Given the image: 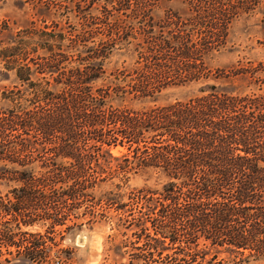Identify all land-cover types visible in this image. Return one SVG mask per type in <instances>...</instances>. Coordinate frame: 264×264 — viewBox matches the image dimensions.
<instances>
[{
    "label": "trees",
    "instance_id": "1",
    "mask_svg": "<svg viewBox=\"0 0 264 264\" xmlns=\"http://www.w3.org/2000/svg\"><path fill=\"white\" fill-rule=\"evenodd\" d=\"M34 1L41 17L55 13L62 7L60 3L75 6V0ZM98 1L84 0L88 8L84 17L88 18L85 31L76 35L42 17L41 24L31 20L0 39V68L16 80L0 96L4 104L0 105V174H13L16 177L7 179L19 182L0 196V213L9 216L2 223L0 243L16 247L15 255L31 262L50 260L38 239L20 250L12 227L22 222L24 226L41 223L51 229L69 228L67 223H75L80 214L76 210L81 207L80 215H94L90 207L101 199L96 200L90 191L107 176L118 177L115 188L119 190L128 186L131 176L142 174L154 176L158 187L151 190L156 195L154 208L143 212L140 206L138 210L139 234L146 238L144 246L152 250L149 259L161 264L232 262L217 257L222 250L242 255L238 262L244 264H249L251 257L263 262L264 93L220 90L216 83L207 82L209 77L225 78L220 70L204 75L196 66H183L184 71L193 70L170 83L201 81L198 95L139 110L114 105L107 97L122 96L125 89L97 83L105 76L106 59L117 49V41L132 43L126 37L134 39L135 29L129 26V31L121 32L114 24L107 32H99L97 26L102 21L90 17V8ZM130 1L114 0L116 9L133 11ZM106 6L101 13L108 11ZM135 7L138 15L150 18L143 0ZM76 9L83 13L79 5ZM218 11L211 17L217 23L211 21L210 28L221 27L224 38L238 12L232 7ZM197 17L204 24L201 14L185 22ZM167 18L173 24L172 18ZM0 25L2 34L8 24ZM219 36L217 30H210L206 39L219 41ZM191 37L182 36L189 42L177 50L183 58L193 57L191 48L197 50ZM206 39L199 43L205 45V54L218 51L224 42L210 46ZM161 42L166 46L154 49L147 42L145 48L165 55L169 43L157 41ZM136 45L128 52L136 53ZM253 70L263 72L264 62ZM113 77L119 80L120 73ZM165 78L169 77L143 76L133 85V97L154 98L165 87L158 86ZM117 145L126 146L127 151L113 155L111 148ZM139 194L140 202L148 199L142 190ZM124 196L125 192L109 190L104 200L123 207ZM12 222L15 225L10 227ZM212 249L215 253L208 258ZM164 250L174 251L163 254ZM177 251L184 254L182 258L173 255Z\"/></svg>",
    "mask_w": 264,
    "mask_h": 264
},
{
    "label": "rangeland",
    "instance_id": "2",
    "mask_svg": "<svg viewBox=\"0 0 264 264\" xmlns=\"http://www.w3.org/2000/svg\"><path fill=\"white\" fill-rule=\"evenodd\" d=\"M107 1L108 3L106 0H99L96 2L97 4L94 3V7L90 8V17L94 15L97 22L102 21L97 26L100 28L99 32H107L114 27V24L117 28L122 29L121 32L129 31V26L135 29H132L134 39L126 37V40L132 43L127 44V42H122L120 39L117 41V49L106 59L105 76L103 80L97 83L98 85L104 83L105 86L120 85L125 89V92L121 94L122 96L111 95L107 97L114 105H124L139 110L176 101H185L198 95L201 81L185 84L170 83L178 75H184L193 70L184 71L183 66H196L201 69L199 73L204 75L215 74L220 70L223 73L220 72V74L225 75V78L214 80L209 77L207 79L208 83H216L217 89L235 93L250 91L264 93V71L254 72L253 70L254 67L264 62V0H143L149 9V19L147 16L144 17L135 12V5L142 0L130 1L133 11L131 9L119 11L116 9L118 6L114 0ZM36 2L34 0H0V24H3V22L8 24L7 30L0 34V39L17 27L29 25L31 20L41 24L42 17L47 18V22L54 20L66 31L71 33L75 31L72 33L75 35L85 31L84 26L88 17L86 15L85 18L84 14L88 12V8L84 0H75V6L71 3H60L62 7H59L55 13H43L42 17L37 16ZM106 4V10L113 14L111 17L108 13L105 14L108 11L104 14L101 13ZM78 5L83 13L76 11ZM95 7L98 9L96 10ZM231 7L235 8L238 13L231 21L226 36L222 38L221 27L218 26V29L210 28L211 21L217 23L216 18L211 19V17L217 16L215 13L219 12L218 10L225 9L227 11ZM199 14H201V17L205 16L204 24L200 23L198 17L191 22H185L188 18ZM167 17L172 18L173 24H170L171 22L168 21ZM210 30L214 33L217 30V33L220 34L219 41H216L215 38L213 40L206 39ZM189 34H191L193 42L197 43V50L187 47L191 48L192 53L196 55L192 54V58H183L179 53L180 51L177 50L183 49L184 44L189 43H186L182 38V36H188ZM172 36L176 40H173ZM107 37L108 35H105V38ZM203 38L212 43L210 46H217L221 40H224V42L219 46L218 51L205 54L204 49H202L205 45L199 44L203 42L201 41ZM159 39L169 43L168 52L165 55L163 51L158 54L155 53V50L149 52L145 48L147 42L154 46V49L158 45L165 47L166 45L163 42L157 43ZM154 41L155 43H152ZM133 44H137L135 46L136 53L128 52ZM200 49H202L201 53ZM118 73H120V79L116 80L113 75L116 76ZM146 75L148 77L151 75H165L169 78L162 79L159 82L158 86L165 87L154 98L133 97L135 96L133 85L135 86L138 80ZM15 82L14 75L11 72L7 73L0 68V96L3 89L11 87ZM149 88L151 89L152 86ZM1 104L3 102L0 99ZM126 151V146L117 145L111 148L113 155H120ZM8 166L12 167L11 165ZM2 167L3 163L0 162V173H2ZM13 177L16 176L6 173L0 174V196L5 195L12 187L19 185V182L7 179ZM108 177L105 182L98 184L90 191L96 197V200L101 199L99 202H94L93 206L90 207L91 211L94 212L93 216L91 213L84 216L80 215L83 211V207H81L76 210L80 213H78L79 218L75 220L76 224H73V221L67 223L70 225L69 228L56 226L51 229L48 228L47 224L41 223L24 226L22 222L18 223L16 227H12L13 232L17 234L15 239H18V241L15 242L19 244L20 250L29 247L31 242L38 239L42 247H46V250L50 253V260L31 262L22 255H15L16 247L6 246L5 242H1L0 264H161L149 259L148 252L151 249L144 246L146 238L143 235L140 236L138 229L140 224L138 210L140 206H142L143 212H148L156 205V195L151 191L158 188L154 184V182L156 183L155 177L142 174L131 176L127 183L128 186L119 190L115 188V184L120 182L118 177ZM109 190L125 192L124 199L121 201L125 202V206L119 205V207L105 202L104 193ZM140 190L147 194L148 199L146 201L142 200L140 202L137 199L140 197ZM4 217L9 218V216ZM4 217L0 213V231H4L2 225ZM90 218L91 220L88 222L87 220ZM20 219L22 220V218ZM13 225L15 224L12 222L9 226ZM147 225H150V223L147 222ZM22 233L28 235L21 236ZM173 251L164 250L163 254H172ZM214 253L212 249L207 257L209 258ZM53 254L55 255L53 256ZM173 255L179 259L184 254L177 251ZM153 256L154 258L157 257L154 254ZM217 257L225 260L233 259L232 262L227 264H234L238 262L239 258H243L242 255L235 253L230 255L222 250L217 253ZM5 258L9 261H4ZM237 264L244 263L242 261ZM249 264H264V259L263 262L261 260L255 261L251 257Z\"/></svg>",
    "mask_w": 264,
    "mask_h": 264
}]
</instances>
